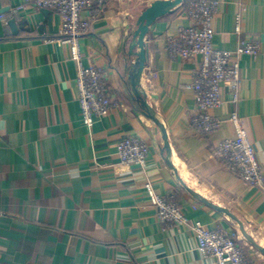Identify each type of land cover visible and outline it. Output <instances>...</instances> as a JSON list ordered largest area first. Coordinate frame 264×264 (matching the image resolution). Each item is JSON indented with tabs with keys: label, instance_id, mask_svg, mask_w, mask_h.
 <instances>
[{
	"label": "crops",
	"instance_id": "0c3cea01",
	"mask_svg": "<svg viewBox=\"0 0 264 264\" xmlns=\"http://www.w3.org/2000/svg\"><path fill=\"white\" fill-rule=\"evenodd\" d=\"M19 1L0 0V264H216L198 250L195 223L235 233L252 263L264 264L236 221L188 190L228 209L264 247V189L215 152L234 133L235 111L264 173V0H217L213 44L233 52L241 83L237 101L223 86L222 104L209 110L220 119L213 133L191 123L197 109L188 84L200 55L167 51L166 37L191 23L188 0L150 24L138 92L166 131L170 164L160 128L140 109L125 72L136 20L153 0H104L80 39L84 65L102 68L114 103L91 129L81 119L69 48L55 40L59 14L27 5L11 27L1 13ZM240 38L256 40L258 53H236ZM126 136L148 145L145 165L119 161L116 145ZM147 183L174 196L187 224L159 221Z\"/></svg>",
	"mask_w": 264,
	"mask_h": 264
},
{
	"label": "built area",
	"instance_id": "2783aa9c",
	"mask_svg": "<svg viewBox=\"0 0 264 264\" xmlns=\"http://www.w3.org/2000/svg\"><path fill=\"white\" fill-rule=\"evenodd\" d=\"M104 0H20L1 13L4 19L18 15L27 5L50 9L60 16V36L55 40L69 48L70 59L75 63V86L82 122L91 129L96 118L106 115L114 105L110 98L104 73L97 65H84L80 50V39L93 21L99 17V6ZM218 10L217 0H188L185 15L191 20L181 27L176 35L166 37L167 51L171 58H189L200 55V66L188 84L195 95L197 112L191 123L203 134L213 133L220 126V119L210 113L211 108L222 104V87L230 92V100L239 98L241 83L240 62L232 58L233 52L214 46L211 27L213 16ZM86 12V15H84ZM234 31L241 33L240 16L236 15ZM259 51L256 40L240 38L236 53L254 55ZM228 120L233 135L225 137L216 146L215 152L224 159L226 167L253 187L264 189V173L241 125L239 115L232 111ZM149 148L141 139L126 136L116 145L119 161L124 164L145 165ZM151 203L156 208L159 221L166 224L185 225L187 219L173 195L163 196L146 184ZM198 241V250L211 257L216 264H253L238 242L235 233L222 229H208L198 223L191 225Z\"/></svg>",
	"mask_w": 264,
	"mask_h": 264
},
{
	"label": "water",
	"instance_id": "95a60500",
	"mask_svg": "<svg viewBox=\"0 0 264 264\" xmlns=\"http://www.w3.org/2000/svg\"><path fill=\"white\" fill-rule=\"evenodd\" d=\"M183 1L184 0H153L149 5H147L141 11L140 15L136 20V27L131 33V39L128 45V61L125 64V72L127 73V79L131 85L133 96L137 100L140 109L146 116L151 118L154 121V123L157 124L160 128L163 139V149L166 151L167 154L166 162L169 164L170 161L168 158H169L170 148H169V142L167 140L166 131L163 125L160 123V121L155 117L153 110L147 105L143 93L139 94L138 87H139V79L143 71V68L145 66V62L147 60V47L144 38L147 34L150 24H152L157 18L174 10ZM8 24L11 27H15V19L12 18L8 20ZM188 190L206 205H209L225 213L231 219L236 221L238 230L240 231L244 239L249 241L253 246H255L264 254V247H262L261 245H259L254 241V239L250 236V234L245 230L242 221L239 220L235 215H233L228 209L217 205H213L201 195L195 193L191 189Z\"/></svg>",
	"mask_w": 264,
	"mask_h": 264
}]
</instances>
